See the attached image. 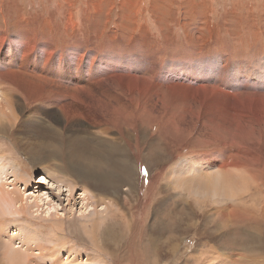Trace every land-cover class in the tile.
Returning <instances> with one entry per match:
<instances>
[{
	"label": "rangeland",
	"instance_id": "rangeland-1",
	"mask_svg": "<svg viewBox=\"0 0 264 264\" xmlns=\"http://www.w3.org/2000/svg\"><path fill=\"white\" fill-rule=\"evenodd\" d=\"M2 33L38 44L49 40L55 54H92L94 71L108 68L109 54L136 55L154 66V74L143 75L164 92L157 93V116L136 111L128 101L129 122L107 116L109 137L97 138L86 121L65 127L66 134L91 143L116 138L128 165L117 168L107 160L113 194L105 183L86 181L83 205L75 184L70 203L65 183L57 191L50 180L58 174L53 163L33 165L16 148L17 130L0 133V150L31 181L24 197L44 200L36 208L30 199L26 214L0 223V264H264V0H0ZM188 69L225 71L228 86L203 85L233 96L190 89L167 95L178 87L174 76ZM114 86V95L124 96ZM238 86L245 88L242 98ZM110 93L88 90L97 98ZM19 117L22 125L27 115ZM41 119L35 109L36 127L18 128L26 145L38 141ZM196 160L204 173L232 178L228 196L201 198L191 192L192 184L189 191L178 186L174 171ZM44 172L49 177L41 183ZM17 186L22 193L24 186ZM24 234L37 241L23 245ZM12 252L18 254L9 258Z\"/></svg>",
	"mask_w": 264,
	"mask_h": 264
},
{
	"label": "bare ground",
	"instance_id": "bare-ground-1",
	"mask_svg": "<svg viewBox=\"0 0 264 264\" xmlns=\"http://www.w3.org/2000/svg\"><path fill=\"white\" fill-rule=\"evenodd\" d=\"M6 36L4 33L0 34V133L6 134L7 132L10 134V131L16 132L17 130L15 140H13L14 144L17 146L16 148H19V151L24 152L29 157L33 165L45 163H49L50 166H52L51 163L55 165L58 174L50 176V180L52 179L51 182L56 186L58 192L63 191L62 186L59 187L58 184L64 185L65 183L64 187L67 188L65 191L69 203L68 198L73 197L72 193L76 187L81 188L79 199L82 205L84 201L88 202L89 192L85 188L87 186L84 185L86 181H89L92 186L105 183L104 187L107 188V193H110L108 195H112L114 180H112L111 174L107 173V167H110L107 160L113 164L112 166L127 168L128 165H124V160L120 159L124 155L123 150H121L122 146L115 144L116 138H113L111 142L103 138L91 143L89 140L86 141L81 138V135L66 134L64 129L69 126L68 123L70 122L81 125L82 122L86 121L87 126L93 129L95 135L98 136L97 138L101 135L109 137L111 129H109L110 125L106 120L107 116L115 117V120L116 117H122L126 122L130 120L126 101L131 104L130 106L133 105L136 111L145 110L147 112L152 110L157 116L158 113H161L160 108H157V93L164 92V89L158 85V81L155 82L154 79L148 81L143 75L147 71L150 73L153 71L152 74H154V66L146 59L136 55L109 54L106 57L110 63L107 62L108 68H100L94 71L91 67L92 54L87 56L79 49L68 50L63 55L55 54L54 48L49 45V40L47 44L44 42L38 44L31 41L29 36L24 37L21 34L12 37ZM17 38L20 42L17 41ZM99 64L104 63L100 61ZM205 70L207 73H204L203 69H188L182 74L174 76L173 81L178 84V87L173 88L171 93L167 95H175L183 89H190L195 94L205 96H233L214 87L203 85L228 86L229 84L223 80L225 71L218 70L210 75L211 72L208 69ZM211 76L213 79L207 80ZM154 78L161 82L166 80L161 77ZM109 81H111L112 86ZM115 84L117 85L116 88L120 85L124 89V96L114 95L116 92L114 90ZM103 88H107L111 93L102 95V97H98L99 99L96 95L88 94V90L95 91ZM234 89L239 91L237 93L239 98L244 96L245 88L243 86ZM134 98H140V101L135 103ZM35 109L42 117L40 121H37L41 126L40 134L37 135L39 139L34 143L28 141L26 145L24 134L19 132L18 128L21 127L20 129H24L25 132L26 129L31 130L32 127H36L33 125ZM118 113H122V116ZM24 115H27L26 121L21 125L19 116ZM170 123L173 124L174 122L170 120ZM58 127L61 129H57ZM15 163L10 156H6L0 150V219H3L0 220V223H4V220L9 217L14 218L13 215H23L25 209L30 208L28 206H31L29 204L31 201L35 203L36 208L41 207L39 204H43L41 201H44L41 195L30 198L24 197L25 189L30 187L31 181L26 174L22 177L24 171ZM198 163L197 160L193 161L191 167L188 164H183V167L174 171L173 175L178 186L182 189L187 187L185 191H189L192 186L191 192L196 195L198 193L201 198L208 194H210V198L216 195L228 196L231 193L232 181L230 179L232 178L225 176L221 171H217L213 175L206 174L200 167H197ZM212 167L213 165L210 166V168ZM5 168L8 171H5ZM191 171L195 175L187 178V174ZM126 173L127 171L122 172L123 175ZM47 174L44 172L41 183H44L45 177H49ZM18 183L24 186L22 193L17 186ZM72 184H75L76 187ZM30 199L32 200L30 201ZM95 199L97 200V197ZM95 199L93 198V200ZM2 205L7 210H4ZM86 211L87 207L85 206L84 212ZM12 233L16 235V229ZM26 236L27 234H24L25 238L22 244H26L28 241H37L35 235ZM0 240L2 239L0 238ZM4 245H7V242ZM14 254L18 253L8 254L9 258L14 257Z\"/></svg>",
	"mask_w": 264,
	"mask_h": 264
}]
</instances>
